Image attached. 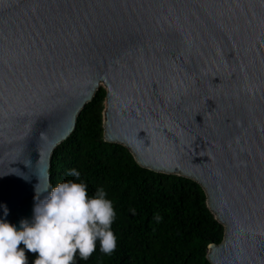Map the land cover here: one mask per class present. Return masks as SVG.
<instances>
[{
	"label": "water",
	"instance_id": "obj_1",
	"mask_svg": "<svg viewBox=\"0 0 264 264\" xmlns=\"http://www.w3.org/2000/svg\"><path fill=\"white\" fill-rule=\"evenodd\" d=\"M102 87L108 142L205 189L211 262L264 264V0H0V219L32 221Z\"/></svg>",
	"mask_w": 264,
	"mask_h": 264
},
{
	"label": "trees",
	"instance_id": "obj_2",
	"mask_svg": "<svg viewBox=\"0 0 264 264\" xmlns=\"http://www.w3.org/2000/svg\"><path fill=\"white\" fill-rule=\"evenodd\" d=\"M106 96L102 87L51 160V187L84 183L89 197L102 189L115 211V250L103 253L97 239L91 256L82 259L77 251L73 264H213L210 245L224 241L226 227L210 209L205 189L193 179L143 167L128 147L108 142ZM73 169L79 177L70 174ZM25 255L33 264L38 254L25 249Z\"/></svg>",
	"mask_w": 264,
	"mask_h": 264
},
{
	"label": "clouds",
	"instance_id": "obj_3",
	"mask_svg": "<svg viewBox=\"0 0 264 264\" xmlns=\"http://www.w3.org/2000/svg\"><path fill=\"white\" fill-rule=\"evenodd\" d=\"M70 174L79 177L75 169ZM41 193L32 221L21 220L20 229L0 219V264H27L25 249L38 254L33 264H73L77 251L82 259L91 256L97 239L103 253L115 250V211L102 189L89 197L84 183L66 181L55 187L46 183Z\"/></svg>",
	"mask_w": 264,
	"mask_h": 264
},
{
	"label": "bare ground",
	"instance_id": "obj_4",
	"mask_svg": "<svg viewBox=\"0 0 264 264\" xmlns=\"http://www.w3.org/2000/svg\"><path fill=\"white\" fill-rule=\"evenodd\" d=\"M107 115H108V114L106 113V117H107ZM106 122H107V120H106ZM126 145H127V144H126ZM128 147L131 149V147H130L129 145H128Z\"/></svg>",
	"mask_w": 264,
	"mask_h": 264
},
{
	"label": "rangeland",
	"instance_id": "obj_5",
	"mask_svg": "<svg viewBox=\"0 0 264 264\" xmlns=\"http://www.w3.org/2000/svg\"><path fill=\"white\" fill-rule=\"evenodd\" d=\"M106 120H107V117H106Z\"/></svg>",
	"mask_w": 264,
	"mask_h": 264
}]
</instances>
